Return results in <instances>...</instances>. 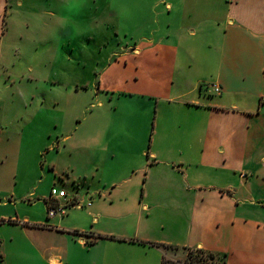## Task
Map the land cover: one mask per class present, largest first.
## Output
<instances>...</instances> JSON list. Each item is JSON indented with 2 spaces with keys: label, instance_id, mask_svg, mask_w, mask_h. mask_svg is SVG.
I'll return each instance as SVG.
<instances>
[{
  "label": "crops",
  "instance_id": "0c3cea01",
  "mask_svg": "<svg viewBox=\"0 0 264 264\" xmlns=\"http://www.w3.org/2000/svg\"><path fill=\"white\" fill-rule=\"evenodd\" d=\"M25 1L0 0V85L1 68L9 57V12L13 2L19 9ZM31 1L29 11L46 1L43 9L51 17L56 16L57 1L63 2ZM110 1L118 19L127 12L129 30L120 31L131 35L135 75L124 80L132 81L129 87L119 82L105 90L118 102L110 114L112 132L121 139L103 143L102 133L82 136L94 149L81 178L92 175L99 182L88 186L90 200H80L75 176L59 174L53 162L38 160L33 164L37 182L17 197L18 175L8 172L14 170L13 161L24 157L20 138L25 128L15 133L13 152L0 149V187L6 192L2 207L13 204L19 211L28 206L33 215L32 209L50 197V188L41 191L40 181L53 172V182L59 178L67 199L82 205L69 209H86L95 223L89 230L64 229L54 223L69 211L49 219L42 206L37 219L14 216L16 223L9 224L85 237V245L86 239L92 244L104 239L134 246L139 249L134 254L137 264H184L186 249L216 254L215 264H264V0ZM216 16L221 21L218 44L211 37ZM206 24H212L208 36ZM200 36L202 58L195 55ZM211 84L221 92L214 93ZM4 109L0 94V145L9 132ZM41 151L34 152V159ZM120 158L129 163L116 167ZM108 164L110 176L104 178ZM103 221L130 227L105 230ZM49 259L64 264L60 255ZM13 261L23 264L24 258L17 253ZM0 264H7L1 246Z\"/></svg>",
  "mask_w": 264,
  "mask_h": 264
},
{
  "label": "rangeland",
  "instance_id": "374dc122",
  "mask_svg": "<svg viewBox=\"0 0 264 264\" xmlns=\"http://www.w3.org/2000/svg\"><path fill=\"white\" fill-rule=\"evenodd\" d=\"M63 2L57 1L55 17L44 12L46 1H40L35 11H29L31 0H26L24 7L19 9L13 2L14 8L10 9L7 19L9 57L8 63L1 68L0 94L5 104L3 120L8 124L9 132L2 137L4 142L0 149L6 147L13 152L15 133L25 128L20 138L24 157L19 156L13 161L10 167L14 170L8 172L10 176L14 171L18 175L14 187L17 197L24 195L28 184L37 182L38 173L33 170V164L38 160L40 163L53 162L59 174L64 172V176L66 173L75 176L80 183V200H90L88 186L96 187L99 182L92 175L86 180L81 178L94 149L86 146L82 136L99 132L103 143L121 139L112 132L113 116L110 114L118 102L105 90L117 87L119 82L127 88L132 81L127 84L124 80L134 78L131 35L120 31V28L129 30V21L115 17L110 0H87V6L76 12L68 11ZM66 18H71L74 29L83 34L66 35ZM220 24L216 16V27L211 29L216 44L221 36ZM211 25L206 24L203 28L206 36ZM203 40V36L198 38L200 49L195 52L196 57L205 55L201 47ZM118 105L121 107V103ZM106 129H110L109 132L105 133ZM96 142L97 135L93 139L95 145ZM40 150L39 159H34V152L37 154ZM101 158L99 156L97 160ZM128 163V159L120 158L115 166ZM46 168L48 170L49 166ZM110 168L108 164L103 170L104 178L110 176ZM53 177V172L43 177L41 191L50 188L51 193L52 188H64L59 178L54 183ZM1 188L0 246L7 264H17L13 261V255L17 253L24 258L23 264H51L49 258L52 255H60L64 264H137L134 254L139 249L134 246L114 245L104 239L94 244L86 239L88 243L85 245L82 243L85 237L81 239L80 236L9 224L14 216H20L22 220L25 217L37 219L42 214V206L48 217L47 206L42 203V206L33 208V215L28 206L19 211L13 204L2 207L6 192ZM35 202L39 203L38 200ZM103 210L106 212L107 207ZM68 211L69 215L59 220L61 224L58 225V220L54 224L68 230H89L95 223L86 209ZM122 224L102 222L105 230L123 232L129 229V223ZM68 254L71 258L64 259ZM185 254L188 256L189 251H184Z\"/></svg>",
  "mask_w": 264,
  "mask_h": 264
},
{
  "label": "built area",
  "instance_id": "2783aa9c",
  "mask_svg": "<svg viewBox=\"0 0 264 264\" xmlns=\"http://www.w3.org/2000/svg\"><path fill=\"white\" fill-rule=\"evenodd\" d=\"M210 89L214 93H220L221 89L216 84H211ZM67 192L64 189H56L52 188L50 197L48 200H46V206H47V213L48 218L52 219L56 216H64L67 214L68 209L73 206H79L82 207L81 204L74 202L73 200L70 201L67 199Z\"/></svg>",
  "mask_w": 264,
  "mask_h": 264
},
{
  "label": "trees",
  "instance_id": "16d2710c",
  "mask_svg": "<svg viewBox=\"0 0 264 264\" xmlns=\"http://www.w3.org/2000/svg\"><path fill=\"white\" fill-rule=\"evenodd\" d=\"M9 223H16V221L10 220ZM104 236L98 235L96 238H103ZM91 244L93 241H90ZM189 254L184 261V264H215L218 260V256L211 252H205L201 249H186Z\"/></svg>",
  "mask_w": 264,
  "mask_h": 264
},
{
  "label": "clouds",
  "instance_id": "9594fccd",
  "mask_svg": "<svg viewBox=\"0 0 264 264\" xmlns=\"http://www.w3.org/2000/svg\"><path fill=\"white\" fill-rule=\"evenodd\" d=\"M64 2L67 10L70 12H76L78 9H82L87 6V0H64ZM121 16L122 18H126L127 12L126 11L122 12ZM65 24H66V35H68L69 37L83 34L81 31L74 29L73 27L74 22L72 21L71 18H66ZM89 30H91V26H89Z\"/></svg>",
  "mask_w": 264,
  "mask_h": 264
}]
</instances>
